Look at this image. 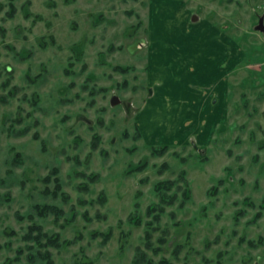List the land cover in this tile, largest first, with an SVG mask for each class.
Listing matches in <instances>:
<instances>
[{"label":"rangeland","instance_id":"obj_1","mask_svg":"<svg viewBox=\"0 0 264 264\" xmlns=\"http://www.w3.org/2000/svg\"><path fill=\"white\" fill-rule=\"evenodd\" d=\"M199 22L238 63L224 120L186 145ZM182 174L190 200L175 186L148 214ZM138 250L141 264H264V0H0V264Z\"/></svg>","mask_w":264,"mask_h":264},{"label":"crops","instance_id":"obj_2","mask_svg":"<svg viewBox=\"0 0 264 264\" xmlns=\"http://www.w3.org/2000/svg\"><path fill=\"white\" fill-rule=\"evenodd\" d=\"M194 28L196 31L189 37L191 40L187 50L194 51L196 61L199 62L192 71L191 82L195 85L182 88V91L189 103L187 106H192L183 107L190 116L188 120L194 118V121L188 122L197 132L184 140L186 145L200 132L204 119L210 122L208 127L219 126L224 120L228 107L230 74L238 63L235 51L237 46L230 36L212 25L200 22ZM147 110L151 109L146 105L144 111Z\"/></svg>","mask_w":264,"mask_h":264},{"label":"trees","instance_id":"obj_3","mask_svg":"<svg viewBox=\"0 0 264 264\" xmlns=\"http://www.w3.org/2000/svg\"><path fill=\"white\" fill-rule=\"evenodd\" d=\"M130 69H131L130 67H127V68L116 67V70L123 71V72L128 71ZM170 148H171V146H167V145L162 146V147H157V148L153 147L152 152L157 156H164L166 153H168ZM163 167L166 169L167 165H164ZM145 168H146V164L142 165L141 167H137L135 170L136 171H142ZM46 180L49 181L50 177H48ZM175 186L178 188L179 191L182 190L181 186H185V189L183 190L184 201L182 202V205L186 204V202L190 200L191 197H190V190L188 188L189 186H188V183L186 182L185 175L182 174V175H180V177L177 181H165V182H160L157 184L156 191H157V194L160 198V202L157 205L150 207L148 209V214H152L154 211L160 212L159 217H157V220H159L161 214H163L165 212V209L168 206H172L177 202L178 198H177L176 193L169 195V192H171L175 188ZM59 187H60V185H59ZM36 209L41 213L43 212V208H41V207L37 206ZM52 209H53L52 207H45V211H49ZM148 225H149L148 231H149V229L154 230L153 222L148 223ZM150 237H151L150 233L147 232L148 241L150 240ZM53 242H55L54 244L59 245V243L57 242V239H54ZM164 242H165V240H164ZM140 252H141V250H138V252H137L138 255L133 262L134 264H141L142 262L147 261L146 253H144V252L140 253ZM148 263L152 264L151 261H149ZM163 263H164V261H163Z\"/></svg>","mask_w":264,"mask_h":264}]
</instances>
